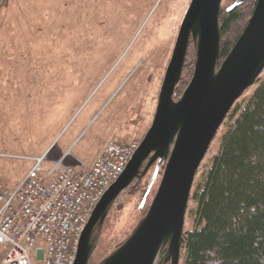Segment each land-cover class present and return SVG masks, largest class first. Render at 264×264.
I'll return each mask as SVG.
<instances>
[{"label": "rangeland", "instance_id": "1", "mask_svg": "<svg viewBox=\"0 0 264 264\" xmlns=\"http://www.w3.org/2000/svg\"><path fill=\"white\" fill-rule=\"evenodd\" d=\"M190 2L0 0V187L15 186L39 156L47 171L65 154V163L76 165L111 140L140 142ZM191 49L195 61L194 42ZM156 166L137 181L138 192L128 191L110 210L90 263L105 247L115 251L146 214L161 178L141 193ZM191 228L186 219L185 230Z\"/></svg>", "mask_w": 264, "mask_h": 264}, {"label": "water", "instance_id": "2", "mask_svg": "<svg viewBox=\"0 0 264 264\" xmlns=\"http://www.w3.org/2000/svg\"><path fill=\"white\" fill-rule=\"evenodd\" d=\"M245 0H237L230 11ZM223 0H191L159 93L150 128L122 175L97 204L83 231L75 264H90L101 229L118 196L157 163L149 191L164 165L153 200L130 236L100 264H155L167 246L171 264H180L186 214L197 172L228 113L264 72V0H257L249 22L220 63ZM195 69L181 97L191 43ZM144 168L142 169L143 165ZM146 197L142 202L145 203Z\"/></svg>", "mask_w": 264, "mask_h": 264}, {"label": "trees", "instance_id": "3", "mask_svg": "<svg viewBox=\"0 0 264 264\" xmlns=\"http://www.w3.org/2000/svg\"><path fill=\"white\" fill-rule=\"evenodd\" d=\"M235 1L223 0L222 4L220 63L244 32L257 2L246 0L226 12ZM194 68L191 49L176 100L191 81ZM219 133L217 151L200 166L194 181L186 214L192 228L183 234L180 264H264V72L236 101ZM161 177L162 173L157 179ZM141 184L136 179L118 196L111 210L123 204L118 203L125 193L138 192ZM105 248L90 264H100L115 246ZM3 256L2 252L0 261Z\"/></svg>", "mask_w": 264, "mask_h": 264}, {"label": "built area", "instance_id": "4", "mask_svg": "<svg viewBox=\"0 0 264 264\" xmlns=\"http://www.w3.org/2000/svg\"><path fill=\"white\" fill-rule=\"evenodd\" d=\"M139 144L111 140L91 162L66 164L65 154L47 171L38 157L15 186L0 187V264H75L97 204Z\"/></svg>", "mask_w": 264, "mask_h": 264}, {"label": "flooded vegetation", "instance_id": "5", "mask_svg": "<svg viewBox=\"0 0 264 264\" xmlns=\"http://www.w3.org/2000/svg\"><path fill=\"white\" fill-rule=\"evenodd\" d=\"M145 164L143 165L142 169L144 168ZM163 168V167H162ZM138 181V179H137ZM97 232V231H96ZM168 255V247L166 246L158 255L155 264H171V260L167 258ZM181 263V259H180Z\"/></svg>", "mask_w": 264, "mask_h": 264}, {"label": "bare ground", "instance_id": "6", "mask_svg": "<svg viewBox=\"0 0 264 264\" xmlns=\"http://www.w3.org/2000/svg\"><path fill=\"white\" fill-rule=\"evenodd\" d=\"M31 118V117H30ZM5 253V252H4Z\"/></svg>", "mask_w": 264, "mask_h": 264}]
</instances>
